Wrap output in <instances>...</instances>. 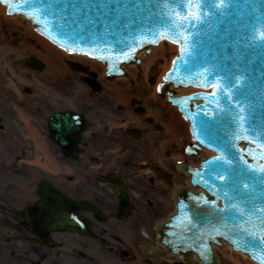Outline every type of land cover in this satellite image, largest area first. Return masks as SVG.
<instances>
[{"label": "water", "instance_id": "95a60500", "mask_svg": "<svg viewBox=\"0 0 264 264\" xmlns=\"http://www.w3.org/2000/svg\"><path fill=\"white\" fill-rule=\"evenodd\" d=\"M0 3L9 15L30 19L37 32L70 54L104 63L111 79L128 75L122 65L140 68L143 56L164 39L177 44L179 52L159 90L168 92L190 124L194 141L187 152L196 156L206 148L213 155L200 167L181 165L192 186L202 190L180 186L175 191L177 210L157 228L158 239L188 261L197 255L204 263L221 264L212 247L218 245L264 264V0ZM26 62L44 67L34 57ZM179 87L201 90L175 95ZM68 116L78 120L74 129L78 123L86 128L82 114L72 111L47 120L51 138L65 148L77 141H70L73 135L63 122ZM37 193L41 199L31 208L29 225L47 242L51 231L72 228L68 201L46 181Z\"/></svg>", "mask_w": 264, "mask_h": 264}, {"label": "flooded vegetation", "instance_id": "af4514ba", "mask_svg": "<svg viewBox=\"0 0 264 264\" xmlns=\"http://www.w3.org/2000/svg\"><path fill=\"white\" fill-rule=\"evenodd\" d=\"M117 109L97 107L98 128L84 135V158L73 161L66 189L61 187L72 198L101 209L100 219L94 212L83 211L98 236L55 232L52 243L43 244L27 227L26 204L1 202L0 264H188L156 239V225L169 215L173 189L187 183L179 162H190L184 146L171 145L169 111L159 110L161 123L145 116L153 128L143 130L139 139H129L127 127L120 132ZM22 192L17 193L20 198ZM122 198L131 207L119 218Z\"/></svg>", "mask_w": 264, "mask_h": 264}, {"label": "rangeland", "instance_id": "374dc122", "mask_svg": "<svg viewBox=\"0 0 264 264\" xmlns=\"http://www.w3.org/2000/svg\"><path fill=\"white\" fill-rule=\"evenodd\" d=\"M5 9L6 7L0 4V112L2 115V124L0 125V203L9 205L14 201L10 196L14 188L12 184L14 181H21L23 187L29 191L42 178H53L59 180L57 182L65 181V172H61L59 175L51 172V168H55L53 159L47 158L39 162L35 154L23 156L16 149L19 147V143L20 146L29 148L25 147L26 141L29 140L24 138V132H28L29 136L32 133L31 127L33 128L35 123L40 121L45 132L46 122L44 120L53 109L71 108L72 106L77 109H86L88 112H85H87V116H90L89 119L95 128L94 124L97 125L98 122L97 107L112 105L118 108L117 118H127V124L130 123L129 119L137 118V121L143 119L140 123L144 126L145 131H149L153 128V123H148L144 119L145 115L135 110V105H145L148 113L157 117L158 122L163 119L157 115L159 110L165 112L164 108H166L171 116L170 125H175L182 130L181 136L177 137L176 134L174 139L180 143L186 139L189 140L190 131L187 122L177 109L167 105L164 99L155 92L162 72L170 67L171 57L177 51L169 44H165L164 52L152 61L147 72H145L147 70L145 67L142 68L136 74L135 79L130 82L122 78L108 81L100 75L99 79L105 84V88L101 94H94L93 97L88 88L78 79V74L71 70L67 62L68 57L57 48H48L47 43L41 41L43 37L31 29L28 20L23 17H9L6 15ZM28 55L43 57L42 59L47 62L45 70L30 69L25 63V58ZM89 65L98 72L102 70L98 64L89 63ZM67 72L72 75L66 85ZM119 87L123 88L120 96L121 94L126 96L125 100L121 102L118 93ZM132 96L137 98L138 103L131 102ZM112 102H116L115 105ZM90 111L92 113H89ZM172 121H176V124H173ZM122 131L120 130V132ZM35 136L41 139L39 142H44L46 146L44 135L39 137L40 135L35 133ZM37 152V154L41 153L40 150ZM29 157L32 158L29 159ZM19 158L31 160L32 164H36L38 171L26 169V176L18 175L16 168L20 164ZM62 159L65 160L63 157ZM60 166L62 170L67 168L66 162ZM19 172L22 173V170ZM25 183L26 186H24ZM60 184L63 183L60 182ZM30 197L33 198L34 194H31ZM17 203L18 201L16 205ZM219 254L225 264H256L249 257L232 252L230 249H221Z\"/></svg>", "mask_w": 264, "mask_h": 264}, {"label": "bare ground", "instance_id": "6f19581e", "mask_svg": "<svg viewBox=\"0 0 264 264\" xmlns=\"http://www.w3.org/2000/svg\"><path fill=\"white\" fill-rule=\"evenodd\" d=\"M35 32V31H34ZM36 33V32H35ZM41 41L42 42H46L47 43V47L48 48H57L56 46H54L52 43H50L47 39H45L44 37H43V39H41ZM165 44H169L172 48H174V49H176L177 50V45L176 44H173V43H165V42H161L158 46H156V47H154L153 48V51H152V53L151 54H149L148 56H143V54H142V56H143V58H146V62H144V67H145V69H147L145 72H147L148 71V69H149V66L152 64V61L160 54V53H162V52H164V49H165ZM144 53V52H143ZM91 62L93 63V64H99V63H97L96 62V60H91ZM96 65H94V66H96ZM126 68H127V70H129V71H131V73H137V66L136 65H133V64H127L126 65ZM127 82H128V80H126ZM193 89H196V88H180L179 89V91L180 92H189V91H191V90H193ZM120 90L122 91V89L120 88ZM121 98H122V100H125V98H126V96H124V94H121V96H120ZM208 154H210L209 152H207ZM244 256H246L245 254H243Z\"/></svg>", "mask_w": 264, "mask_h": 264}, {"label": "snow or ice", "instance_id": "6c2138e0", "mask_svg": "<svg viewBox=\"0 0 264 264\" xmlns=\"http://www.w3.org/2000/svg\"><path fill=\"white\" fill-rule=\"evenodd\" d=\"M63 122L69 131H73L74 124L77 123L78 120L71 116H68V117L63 118Z\"/></svg>", "mask_w": 264, "mask_h": 264}]
</instances>
